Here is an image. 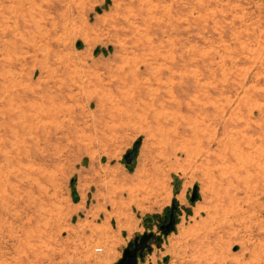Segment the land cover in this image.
<instances>
[{"label":"rangeland","instance_id":"rangeland-1","mask_svg":"<svg viewBox=\"0 0 264 264\" xmlns=\"http://www.w3.org/2000/svg\"><path fill=\"white\" fill-rule=\"evenodd\" d=\"M145 231L137 264H264V0H0V264Z\"/></svg>","mask_w":264,"mask_h":264},{"label":"water","instance_id":"water-1","mask_svg":"<svg viewBox=\"0 0 264 264\" xmlns=\"http://www.w3.org/2000/svg\"><path fill=\"white\" fill-rule=\"evenodd\" d=\"M141 144L140 140H136L134 145L132 146L131 149H128L127 152L124 154V158H125V163L128 165L130 163H132L134 161V159H136V155L138 153V149H139V145ZM175 182V189L178 190L179 186L181 185V182L179 179L175 178L174 179ZM191 199L190 202L193 203L196 199H198V186L194 185L192 188V192H191ZM175 204L172 201L171 207H170V211L169 214H164L162 217V222L159 223L160 225V229L162 231L163 234H168L170 231H172V229L174 227H176V210H175ZM159 217V215L157 214V216H145L143 219L142 224L143 225H151L153 226L155 224V222H157V218ZM153 233L152 232H147L145 231L142 234H138L134 237V240H132L131 242L134 241V243H136V246L133 248L131 247V242L127 244V246L123 249V257L119 258V260L117 261V264H137L138 259L142 258L145 253V249L148 252H151L152 247L150 242L153 240ZM159 238V236L157 237Z\"/></svg>","mask_w":264,"mask_h":264},{"label":"flooded vegetation","instance_id":"flooded-vegetation-1","mask_svg":"<svg viewBox=\"0 0 264 264\" xmlns=\"http://www.w3.org/2000/svg\"><path fill=\"white\" fill-rule=\"evenodd\" d=\"M157 222H158V224L159 223H161L162 222V217H161V219L160 220H158V218H157ZM136 246V243H134V241L133 242H131V247H135ZM145 251H146V249H145ZM145 251H144V253H145Z\"/></svg>","mask_w":264,"mask_h":264},{"label":"crops","instance_id":"crops-1","mask_svg":"<svg viewBox=\"0 0 264 264\" xmlns=\"http://www.w3.org/2000/svg\"><path fill=\"white\" fill-rule=\"evenodd\" d=\"M133 225H135V224H133ZM132 230H133V232H136L137 228H133ZM172 234H174V231H172ZM173 236H174V235H173ZM174 237H175V236H174ZM147 260H148V258H147Z\"/></svg>","mask_w":264,"mask_h":264}]
</instances>
